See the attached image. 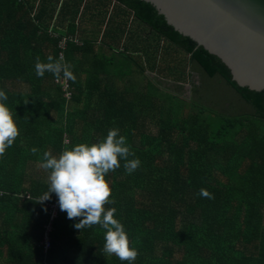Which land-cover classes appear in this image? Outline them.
Wrapping results in <instances>:
<instances>
[{"label": "trees", "instance_id": "trees-1", "mask_svg": "<svg viewBox=\"0 0 264 264\" xmlns=\"http://www.w3.org/2000/svg\"><path fill=\"white\" fill-rule=\"evenodd\" d=\"M49 55L70 65L75 82L36 75V58ZM195 62L248 109L216 105L193 78ZM162 80L190 84L191 97ZM0 90L19 130L0 157V264H130L103 251L100 225L76 229L82 217L68 219L55 193L35 202L49 187L45 151L59 156L112 128L135 154L128 160L141 162L128 173L121 158L106 175L114 203L105 208L116 209L138 251L131 264H264V90L238 86L218 56L150 3L0 0Z\"/></svg>", "mask_w": 264, "mask_h": 264}, {"label": "clouds", "instance_id": "clouds-1", "mask_svg": "<svg viewBox=\"0 0 264 264\" xmlns=\"http://www.w3.org/2000/svg\"><path fill=\"white\" fill-rule=\"evenodd\" d=\"M35 71L38 77H43L45 72H49L56 79H60L62 74L65 80H76L70 65L62 59L54 60L51 55L47 57L46 63L37 57ZM7 99L6 92L0 90V157L19 135L12 111L3 102ZM31 152L35 154L37 149L32 148ZM134 155L126 144V137L119 134L118 128L110 129L106 138L99 142L91 145L80 143L71 149L65 148L59 156L45 151L40 167L49 172V187L35 202L43 204L55 193L59 208L67 213L68 219L82 217L79 223L74 225L76 229L100 225L105 230L103 251L131 264L136 260L138 251L130 246L123 224L114 218L116 209H106L105 205L114 203L109 199L111 188L106 175L121 166V158L126 161L124 168L128 173L135 171L141 162L138 158L128 160L129 156ZM198 195L208 199L214 198L213 194L204 188L199 190Z\"/></svg>", "mask_w": 264, "mask_h": 264}, {"label": "water", "instance_id": "water-1", "mask_svg": "<svg viewBox=\"0 0 264 264\" xmlns=\"http://www.w3.org/2000/svg\"><path fill=\"white\" fill-rule=\"evenodd\" d=\"M218 56L240 87L264 90V0H144Z\"/></svg>", "mask_w": 264, "mask_h": 264}, {"label": "rangeland", "instance_id": "rangeland-1", "mask_svg": "<svg viewBox=\"0 0 264 264\" xmlns=\"http://www.w3.org/2000/svg\"><path fill=\"white\" fill-rule=\"evenodd\" d=\"M194 67L198 73L195 71L193 78L198 83L200 82L199 74L201 75V77L206 81L207 87L205 89L216 105L222 104L226 106L228 103H232L230 110L233 111V113L245 112V110L248 109L247 104H245L244 101H242L240 97L229 86H227L223 79L218 76L215 78H209L204 72H202L201 67L196 62ZM160 86L180 97L187 99L191 97L190 84H185L183 87L184 89L177 90L174 88L175 84L173 82L169 80H162ZM206 90L204 91L206 92Z\"/></svg>", "mask_w": 264, "mask_h": 264}, {"label": "built area", "instance_id": "built-area-1", "mask_svg": "<svg viewBox=\"0 0 264 264\" xmlns=\"http://www.w3.org/2000/svg\"><path fill=\"white\" fill-rule=\"evenodd\" d=\"M67 95H69V94H67ZM49 208H50V219L49 220L52 221L54 219V217L56 216V213H57V205L56 204L50 205ZM50 230H51V224L49 223L46 226L45 234H44V240H43L44 249H47L49 247L48 234H49Z\"/></svg>", "mask_w": 264, "mask_h": 264}, {"label": "crops", "instance_id": "crops-1", "mask_svg": "<svg viewBox=\"0 0 264 264\" xmlns=\"http://www.w3.org/2000/svg\"><path fill=\"white\" fill-rule=\"evenodd\" d=\"M82 29H86V28L84 27V28H82ZM151 76H152V74H151Z\"/></svg>", "mask_w": 264, "mask_h": 264}]
</instances>
